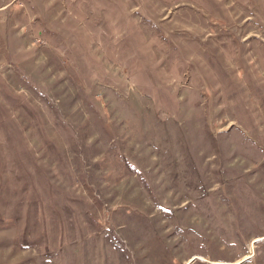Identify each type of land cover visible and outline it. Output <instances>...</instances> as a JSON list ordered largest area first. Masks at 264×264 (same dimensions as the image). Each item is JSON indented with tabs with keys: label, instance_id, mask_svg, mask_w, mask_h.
Wrapping results in <instances>:
<instances>
[{
	"label": "rangeland",
	"instance_id": "obj_1",
	"mask_svg": "<svg viewBox=\"0 0 264 264\" xmlns=\"http://www.w3.org/2000/svg\"><path fill=\"white\" fill-rule=\"evenodd\" d=\"M62 2L0 0V264H264V0Z\"/></svg>",
	"mask_w": 264,
	"mask_h": 264
},
{
	"label": "crops",
	"instance_id": "obj_2",
	"mask_svg": "<svg viewBox=\"0 0 264 264\" xmlns=\"http://www.w3.org/2000/svg\"><path fill=\"white\" fill-rule=\"evenodd\" d=\"M62 1V9L60 14L61 18L63 19L62 28L65 31V33H63V36H66L65 39L67 40L70 47H72V45H75L74 42L76 41L78 43L77 45L80 46V49L82 51L94 48L97 51V36L107 37L108 29L112 28L111 26L106 25L105 22L108 20H116L119 10L123 7V5H127L129 7V11L132 16L126 21L121 20L116 23L113 26V28H115L116 30H123L127 28L129 24H131L134 20H137L139 18L141 19V16H145V10L142 7L143 5H145L146 10L147 8L150 10H158V8L160 7H163L164 9H167V7L171 6H173V8H183L184 6L189 7L193 5L191 3L199 2V0H155L157 3L155 4L154 1L149 2V0ZM135 22L140 23V21ZM104 44L109 45V42H105ZM159 46L162 47L161 45ZM228 88L230 89L229 91H231V94H235L237 92L234 88Z\"/></svg>",
	"mask_w": 264,
	"mask_h": 264
},
{
	"label": "bare ground",
	"instance_id": "obj_3",
	"mask_svg": "<svg viewBox=\"0 0 264 264\" xmlns=\"http://www.w3.org/2000/svg\"><path fill=\"white\" fill-rule=\"evenodd\" d=\"M249 258V257H248Z\"/></svg>",
	"mask_w": 264,
	"mask_h": 264
}]
</instances>
